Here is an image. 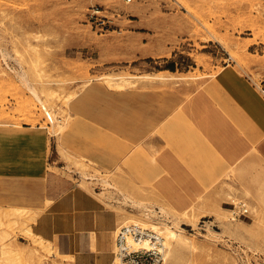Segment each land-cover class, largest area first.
Segmentation results:
<instances>
[{
  "label": "rangeland",
  "instance_id": "obj_1",
  "mask_svg": "<svg viewBox=\"0 0 264 264\" xmlns=\"http://www.w3.org/2000/svg\"><path fill=\"white\" fill-rule=\"evenodd\" d=\"M15 47L23 53L24 67L31 75L42 73L57 93L55 103L65 108L59 115L65 117L66 127L57 135L48 132L40 102L12 70L18 67ZM1 49L13 57H7L6 63L0 52V206H41L46 197L63 192L69 183L115 194L113 187L124 191L126 181V193L150 204H162L170 218L157 213L147 218L144 209L122 201L114 207L120 214L116 227L143 218L170 224L176 219L198 244L189 254V264H264V191L258 192L257 200L244 185L245 166L239 171L228 165L213 180L212 187L198 199L214 202L219 211L199 210L192 223L177 217L157 192L155 167L145 173L154 162L142 146L146 135L127 140L122 137L127 132L117 130L115 123H110L115 122L113 114H107L118 94L155 92L157 100L164 101L166 93L181 84L203 81L207 85L228 72L243 82L245 73L250 74L260 85L264 75V0H0ZM106 74L115 79L122 75L127 83L114 88L105 81ZM70 91L76 95L63 105L60 96ZM29 127L44 132L48 143L43 151L44 173L34 178L23 177L21 172L22 131ZM117 136L128 142V149L123 157H110ZM80 162L93 178L81 176ZM259 174L252 173L257 184ZM102 177L111 182L107 188ZM238 199L247 203L248 215L230 210L231 201ZM223 211L235 216L240 225L237 232L225 229L220 220ZM1 218L0 264H5L1 252L8 246L5 243L23 246L25 254L30 245L19 225L11 224L7 216ZM112 236L114 239V231ZM53 241L62 252L57 240ZM72 261V254H52L39 248L32 264Z\"/></svg>",
  "mask_w": 264,
  "mask_h": 264
},
{
  "label": "crops",
  "instance_id": "obj_2",
  "mask_svg": "<svg viewBox=\"0 0 264 264\" xmlns=\"http://www.w3.org/2000/svg\"><path fill=\"white\" fill-rule=\"evenodd\" d=\"M244 80L228 72L207 85L181 84L164 101L155 92H126L109 107L107 114L115 119L110 123L127 132L122 137L136 141L146 135L142 146L154 162L145 173L155 167L157 192L168 202L180 207L193 202L228 165L238 164L245 166L244 185L260 199L252 173L264 176V75L260 85L250 74ZM122 137L115 139L110 157L126 155L128 142ZM21 140L22 176H41L47 136L29 127ZM102 192L69 183L63 192L46 197L51 203L32 229L56 239L62 253L73 255V264H110L112 232L120 218L114 207L122 196Z\"/></svg>",
  "mask_w": 264,
  "mask_h": 264
},
{
  "label": "bare ground",
  "instance_id": "obj_3",
  "mask_svg": "<svg viewBox=\"0 0 264 264\" xmlns=\"http://www.w3.org/2000/svg\"><path fill=\"white\" fill-rule=\"evenodd\" d=\"M31 48L35 49V47H33V46H31ZM0 52H1L2 58L4 59V61L6 63H7V61H6L7 57L8 58L10 57V59L13 57L10 54L11 52H8L7 49L6 50L1 49ZM14 52L16 55H18V57L16 59V61L18 63V67L12 68L13 72L15 73L16 77L19 79L21 84H23V86L26 89H28V91L35 97V99L40 102L41 107L44 110L45 115L49 117V118H47L48 121L45 125L48 128V132L51 135H55V134L57 135L58 133L62 132L64 130V128L66 127V121L64 120L65 117L59 115V113L63 112L65 110V108L61 105L57 106V104L55 103L53 97H56L57 93L55 92L54 89H51L47 85V83H49L48 80L44 81V78H45L44 75L40 72H37V73L31 75L29 70H27L24 67V65L21 61V60H23V53L21 52V50H19L17 47H15ZM14 60H15V58H14ZM36 61L37 60L35 59L34 63H36ZM119 76H120V77H118L119 79H115L114 76L112 77L110 75H107L104 78H105V81L110 86L120 89V88H123L125 86V84L127 83V78L122 76V75H119ZM144 76H146V77H161V78L166 77L163 75H154V74H145ZM38 87H40V88L38 89ZM75 95H76V91H70L68 93L61 95L60 100L62 101L63 105H67V103L70 101V99H72ZM53 104H55L56 107ZM74 162L79 164L78 163L79 161L77 162L76 160H74ZM80 165H81V171H80L81 176L84 178H89L90 176L87 174L85 169H83V166L85 165L84 162H80ZM243 167H244L243 164L235 165V169H237L239 171H242ZM90 178H93V177H90ZM100 179L102 180L104 185H106L105 186L106 188L108 187L107 185L108 184L110 185V183H111L110 180H108L104 177H102ZM112 179H113V177L111 178V180ZM115 180H114V182H115ZM125 182L126 181L123 182L124 183L123 186H124L125 190H128V184ZM120 184H122V182ZM113 188H114V190L115 189L117 190L115 192H119L121 194L122 201L124 203H129L130 205L132 204L138 208L144 209V214L147 218H150V214H152V213H154V214L157 213V215H162V216L164 215L165 217L167 216L168 211H167L166 207L163 206L162 204H157V205L150 204V202H148V201L145 202L144 200H142V198L141 199L134 198V196L132 195L133 193L132 194H130L129 192L126 193L127 191H125V190L123 191L122 188L121 189L117 188V186L113 187ZM257 190L259 193L264 191V176L263 177H261V175L259 176ZM243 191H245V193H248V189L245 186L243 188ZM200 197H202V195H200L198 198H200ZM198 198L195 199L197 201L190 202L189 204L182 206V207L177 206L176 204H173L171 202H169L168 205H170V208L176 212L177 217L186 218L187 220L192 221V223H194V220L191 218L196 216V213L199 210L204 212L205 209L210 208L213 211H216V212L219 211V208L217 207V205L214 202L211 203L209 200H205V199H204V201H200ZM214 198H215V196H214ZM234 200H235V198H234ZM49 203H51L50 199L45 198L42 206H36V205L31 206V205H25V204L0 206V222L2 219L1 217L7 216L9 218L8 221L11 222V224H13V225L17 224L16 227H18V225H19L21 227V230H23V234L26 237H28L29 245H30L29 248L27 249L28 251L25 254L23 246L20 245V247H15V246L11 247V246H9V244H6L4 242L5 246L8 245L5 247V250L1 249V252H4L3 258L5 261L4 262L5 264H32L35 257L37 256V250L39 248L46 249L49 252H51L52 254L67 255V254H64V253L60 252L59 250H57L55 242L52 239L45 238L44 236H42L39 233H36V231H34L32 229L31 223L40 214L42 209L45 208V205H47ZM163 204H165V203H163ZM166 204H167V202H166ZM157 207L159 209H157ZM202 215H204V214H202ZM167 217H169V216H167ZM130 219H133V218H130ZM127 220H129V219H127ZM127 220H126V222H127ZM167 220H169V219H167ZM172 220H174V219H172ZM220 220H221V222H223L225 229H227L231 232H234L237 227H240V225L237 224L236 221H234L235 220L234 217L228 216L224 211L222 213H220ZM165 221L166 220L158 222L155 220L152 221L150 219L143 218V219H137L136 221H133V222L139 223L142 226L149 228V230H151L152 232H156V233L160 234L161 239H160L159 248L162 250L164 262L167 260L166 263L169 262V264L170 263L171 264H189V254L192 255V253L194 251H196V249L198 248V244L194 240L195 238L193 239L192 238L193 236L190 237L189 235H187L184 232L183 227L178 223V221L176 219L172 222V224H170L169 222H165ZM2 224H4V223H2ZM124 224H126V223H124ZM4 230H2V231H4ZM4 232H6L5 234L9 233L7 231H4ZM235 232H237V230ZM3 236H4V234H3ZM153 244L154 243L150 242V240L148 238H145L139 242H136L134 246L148 247V246L153 245ZM1 245L4 246V244H1ZM201 246H202V244H201ZM1 255H2V253H1ZM190 264H191V261H190Z\"/></svg>",
  "mask_w": 264,
  "mask_h": 264
},
{
  "label": "built area",
  "instance_id": "obj_4",
  "mask_svg": "<svg viewBox=\"0 0 264 264\" xmlns=\"http://www.w3.org/2000/svg\"><path fill=\"white\" fill-rule=\"evenodd\" d=\"M231 203L233 208L230 210L235 215L249 214L250 209L242 199L236 202L231 201ZM145 238L154 244L148 247L134 246L136 242ZM160 239V234L152 232L139 223L121 224L114 229V246L110 264H165L162 250L159 248Z\"/></svg>",
  "mask_w": 264,
  "mask_h": 264
}]
</instances>
